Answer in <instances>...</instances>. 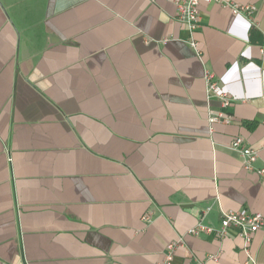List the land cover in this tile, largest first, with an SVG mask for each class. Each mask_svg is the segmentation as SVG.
<instances>
[{
  "label": "crops",
  "instance_id": "1",
  "mask_svg": "<svg viewBox=\"0 0 264 264\" xmlns=\"http://www.w3.org/2000/svg\"><path fill=\"white\" fill-rule=\"evenodd\" d=\"M178 1L0 0V264H160L180 236L172 264H244L238 235L186 232L264 214V0H231L254 24L202 0L203 61ZM206 69L233 97L213 132Z\"/></svg>",
  "mask_w": 264,
  "mask_h": 264
},
{
  "label": "built area",
  "instance_id": "2",
  "mask_svg": "<svg viewBox=\"0 0 264 264\" xmlns=\"http://www.w3.org/2000/svg\"><path fill=\"white\" fill-rule=\"evenodd\" d=\"M202 0H180L177 2L176 7V17L183 24L187 25L188 37L187 42L193 48L198 58L202 61L204 56L201 48H199V42L195 38V33L199 29L201 20V10L200 3ZM216 1L223 5L224 7H229L232 9L233 13L236 15L246 16L251 23L254 22L256 9L248 3H238L231 0H209ZM204 81H206L205 94L209 102L218 99L220 101V108L214 110L209 109L208 123L210 124V130L213 132L214 124L217 122L230 123L232 116L229 113V107L233 102V97L223 91L220 87L219 81L216 79L214 74L206 69L204 73ZM229 148L238 152L242 164L246 170H255V162L259 158V151L249 145L243 137H235ZM9 148L7 149L9 153ZM8 160L10 164L13 163L12 157L9 156ZM264 165V164H263ZM259 174H264V166L257 170ZM219 199V198H218ZM212 205L205 207L202 218L211 212ZM220 226L217 228L209 225L203 224L199 221L192 228H190L186 234L187 235H199V234H213L218 238L224 237L229 233L238 235L243 239V251L246 253V261L244 264H259L255 252L252 251V242L254 240V235L258 231L264 228V214L260 212H255L250 209L241 208L234 210L220 209ZM152 213L144 216L145 221H151ZM185 244L183 236H180L177 241L170 242L165 251L164 261L160 264H172L175 258V254L179 247ZM210 257L214 260L219 259V255L213 254ZM202 264V263H199Z\"/></svg>",
  "mask_w": 264,
  "mask_h": 264
}]
</instances>
